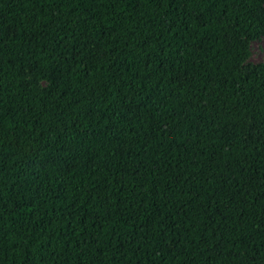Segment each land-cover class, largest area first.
Listing matches in <instances>:
<instances>
[{
    "label": "trees",
    "instance_id": "obj_1",
    "mask_svg": "<svg viewBox=\"0 0 264 264\" xmlns=\"http://www.w3.org/2000/svg\"><path fill=\"white\" fill-rule=\"evenodd\" d=\"M263 5L0 0V264H264Z\"/></svg>",
    "mask_w": 264,
    "mask_h": 264
},
{
    "label": "rangeland",
    "instance_id": "obj_2",
    "mask_svg": "<svg viewBox=\"0 0 264 264\" xmlns=\"http://www.w3.org/2000/svg\"><path fill=\"white\" fill-rule=\"evenodd\" d=\"M262 13H264V5L261 8ZM250 41V57L243 65V69L245 72H248L253 66H257L260 64H264V60L261 59V50L259 48L260 45H264V36H260L257 39L249 40ZM57 83V79L52 76L48 79L42 81L40 86L44 89H48L51 85ZM252 132L254 130L252 129Z\"/></svg>",
    "mask_w": 264,
    "mask_h": 264
},
{
    "label": "snow or ice",
    "instance_id": "obj_3",
    "mask_svg": "<svg viewBox=\"0 0 264 264\" xmlns=\"http://www.w3.org/2000/svg\"><path fill=\"white\" fill-rule=\"evenodd\" d=\"M259 48L261 50V59L264 60V45H260Z\"/></svg>",
    "mask_w": 264,
    "mask_h": 264
}]
</instances>
